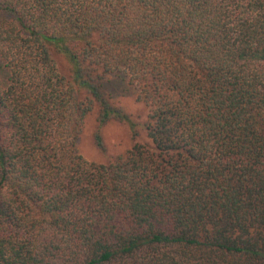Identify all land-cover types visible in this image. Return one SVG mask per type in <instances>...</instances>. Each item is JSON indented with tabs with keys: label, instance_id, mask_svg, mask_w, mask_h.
Masks as SVG:
<instances>
[{
	"label": "trees",
	"instance_id": "16d2710c",
	"mask_svg": "<svg viewBox=\"0 0 264 264\" xmlns=\"http://www.w3.org/2000/svg\"><path fill=\"white\" fill-rule=\"evenodd\" d=\"M0 264H264V0H0Z\"/></svg>",
	"mask_w": 264,
	"mask_h": 264
},
{
	"label": "rangeland",
	"instance_id": "374dc122",
	"mask_svg": "<svg viewBox=\"0 0 264 264\" xmlns=\"http://www.w3.org/2000/svg\"><path fill=\"white\" fill-rule=\"evenodd\" d=\"M50 56L54 62L57 73L68 78V62L63 55L50 48ZM103 90L109 96L112 104L136 125V137L131 138L127 124L108 121L96 127V110H93L84 120L82 130L76 141V147L79 154L87 161L95 163H104L107 160L122 154L134 143H143L147 141L142 124L145 119L146 109L142 103L135 101L133 89L126 82L118 78H107L104 80ZM98 130V131H97ZM97 132L100 142L104 148L99 150L94 142V133Z\"/></svg>",
	"mask_w": 264,
	"mask_h": 264
}]
</instances>
